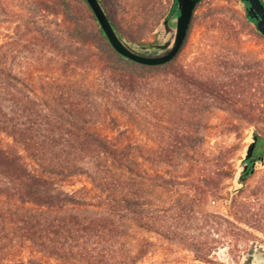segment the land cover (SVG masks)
I'll return each mask as SVG.
<instances>
[{
    "label": "trees",
    "instance_id": "obj_1",
    "mask_svg": "<svg viewBox=\"0 0 264 264\" xmlns=\"http://www.w3.org/2000/svg\"><path fill=\"white\" fill-rule=\"evenodd\" d=\"M32 1L61 19L64 37L32 31L0 46V257L11 256L15 247L29 249L27 257L0 264H51L48 258L59 264H139L155 243L143 239L133 245L134 228L189 243L195 260L218 264L211 259L218 247L198 230L201 220L217 221L203 213L201 203L219 192L220 179L201 173L202 160L208 159L198 147L204 137L192 130L200 123L181 115L182 90L188 86L190 109L200 97L235 105L237 79L222 81L217 73L198 78L176 63L177 57L160 66L138 64L113 49L86 0ZM100 1L127 41L159 43L137 38L155 22L163 0ZM176 6L171 0L167 16ZM228 65L220 61L223 70ZM43 68L61 77L44 82L40 96L34 73ZM98 70L95 84L71 79ZM153 87L171 89L175 101L167 145L156 158L164 165L187 164L188 174L148 170L115 113ZM99 99L108 104L101 108ZM222 164L228 169L217 171L221 180L232 174L228 162L215 163ZM79 177L89 184L76 187ZM187 179L191 198L151 205L155 192L174 196Z\"/></svg>",
    "mask_w": 264,
    "mask_h": 264
},
{
    "label": "rangeland",
    "instance_id": "obj_2",
    "mask_svg": "<svg viewBox=\"0 0 264 264\" xmlns=\"http://www.w3.org/2000/svg\"><path fill=\"white\" fill-rule=\"evenodd\" d=\"M170 3L171 0L161 2L155 22L137 38L140 42H161L164 34L161 24L167 17ZM82 6L87 11L85 3L82 2ZM60 22L58 16L42 10L32 0H0V46L26 37L32 31L64 37ZM256 28L248 21L242 0H203L195 12L188 39L176 58V63L184 65L188 72L196 73L198 78L217 73L222 81L235 77L239 85L234 88L239 93L235 105L200 97L193 109L189 106L188 86L182 90L181 115L186 120L200 123H196L192 130L204 137L203 144H198V147L208 159L203 158L201 173L212 172L215 182L220 179L219 192L201 203L203 213L214 215L217 221L201 220L202 228L198 230L210 234V245L218 247L211 256L218 264H264V167L258 164L256 171L247 176L245 188L232 195L242 167L240 162L251 142L254 127L261 136L258 150L264 151V37ZM220 61L228 62V70L220 68ZM100 74L98 70L72 76L71 79L95 84ZM59 77V72L53 69L36 70V91L43 96V83ZM172 95L173 91L167 87L164 90L153 87L125 111L115 113L121 118L122 128L129 130L138 155H143L140 160L148 170H169L185 175L190 172L187 164L164 165L156 158V153L167 145V120L175 102ZM205 102L209 104L208 108H204ZM99 104L104 108L108 102L99 99ZM103 121L101 118V126ZM4 137L12 142L9 136ZM144 153L149 155L148 161ZM220 158L222 163H229L227 167L232 172L229 178L222 180L217 171L228 168L223 164L221 168L215 165ZM76 183V187L89 184L86 177H79ZM186 183L174 196L165 191L155 192L150 196L151 205L169 206L176 199L191 198L188 179ZM133 235V245L143 239L155 243L152 252L139 264H207L195 260L189 243L171 241L138 228H134ZM28 250L15 247L14 254L3 255L0 261L11 263L10 260L17 259L18 255L27 257ZM48 259L51 264H59L54 258Z\"/></svg>",
    "mask_w": 264,
    "mask_h": 264
},
{
    "label": "water",
    "instance_id": "obj_3",
    "mask_svg": "<svg viewBox=\"0 0 264 264\" xmlns=\"http://www.w3.org/2000/svg\"><path fill=\"white\" fill-rule=\"evenodd\" d=\"M102 29L105 37L115 51L125 58L146 66H160L171 62L177 57L184 47L194 19L197 6L203 0H176L177 6L173 13L165 18L161 27L164 34L161 42L154 45H138L127 41L112 23L105 7L100 0H86ZM248 17L256 20L258 31L264 35V0H242ZM260 134L257 128H253L251 142L245 149L242 167L236 178V189L232 195H236L245 188V180L248 175L254 173L257 165L264 167V157L253 159ZM252 166L249 169V162Z\"/></svg>",
    "mask_w": 264,
    "mask_h": 264
},
{
    "label": "flooded vegetation",
    "instance_id": "obj_4",
    "mask_svg": "<svg viewBox=\"0 0 264 264\" xmlns=\"http://www.w3.org/2000/svg\"><path fill=\"white\" fill-rule=\"evenodd\" d=\"M260 139H261V137H260ZM260 139H259V141H260ZM260 157H264V151H259L258 150V145H257V148H256V151L254 153L253 159H257V158H260ZM251 166H252V161L249 162V169L248 170H250Z\"/></svg>",
    "mask_w": 264,
    "mask_h": 264
}]
</instances>
